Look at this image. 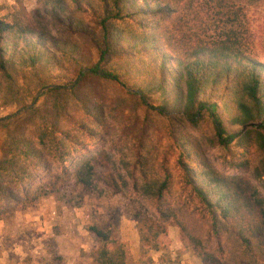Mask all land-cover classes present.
Here are the masks:
<instances>
[{
    "label": "trees",
    "instance_id": "trees-1",
    "mask_svg": "<svg viewBox=\"0 0 264 264\" xmlns=\"http://www.w3.org/2000/svg\"><path fill=\"white\" fill-rule=\"evenodd\" d=\"M262 3L42 0L28 11L16 0L9 20L0 19L1 102L25 106L35 90L53 79L68 78L65 64L77 67L75 77L80 78L71 88L55 86L46 91L49 113H33L34 135L17 138L0 162V220L36 208L42 197L54 193L30 183L19 195L5 182L26 181L28 167L44 161V154L66 159L75 183L86 191L95 188V168L110 164V155L100 149L73 156L71 152L84 142L63 129L61 122L72 123L69 108L77 100L95 125L83 119L75 122L82 134L94 136L96 127H107L101 104L79 94L80 83L96 78L131 89L127 93L143 105L156 99L160 101L152 106L156 112L174 111L176 116L167 125L174 150L168 146L152 152L143 141L136 148L132 193L140 206L143 200L154 208L144 210L145 216L139 210L135 213L142 263L134 262L125 245L94 222L86 227L95 239L88 254L92 264H180L165 253L158 263L145 258L149 251L162 252L169 239L168 223L178 227L181 243L202 263L264 264L263 194L248 177L218 171L183 126L185 122L195 125L207 112L219 143L226 146L236 140L247 150L254 144L263 168L255 165L254 169L258 176L264 175V62L251 53L253 33L246 18L249 7ZM84 14L94 19L96 28ZM49 22L55 25V33ZM77 35L87 37L96 48L92 62L85 60ZM20 73L27 82L18 83ZM224 122L242 131L227 133ZM171 155H175L177 178L169 165ZM119 178L127 187L126 178L121 174ZM105 182L121 191L112 176ZM59 234L53 229L47 239L43 264L63 261L56 240Z\"/></svg>",
    "mask_w": 264,
    "mask_h": 264
},
{
    "label": "rangeland",
    "instance_id": "rangeland-1",
    "mask_svg": "<svg viewBox=\"0 0 264 264\" xmlns=\"http://www.w3.org/2000/svg\"><path fill=\"white\" fill-rule=\"evenodd\" d=\"M20 1L26 10L30 11L42 0ZM15 4L16 0H0V19L9 20ZM246 18L253 33L251 53L256 59L264 62V3L249 7ZM84 19L96 28L95 21L89 14H84ZM48 25L52 28V33H55V25L52 22ZM77 37L81 41L85 60L92 62L97 55L96 48L87 37L83 35ZM63 68L69 74L66 80L49 81V84L35 90V93L26 99V105L23 107L3 104L0 99V162L11 151L12 144L17 138H31L34 135L31 122L33 113H49V96L46 91L55 86L71 88L79 80L80 76L75 77L77 67L65 64ZM17 78L19 84L27 82L24 73H20ZM71 81H73L71 84L63 85V82ZM78 88L80 97H87L96 104H101L103 117L108 125L104 130L96 127L97 133L94 136L82 134L79 131V124L75 122L83 119L87 120L88 125L92 127L95 125L91 123L85 111L76 105L77 100H74L69 108L72 123L62 121L61 125L70 133L77 134L84 144L71 154L90 155L103 149L110 155L111 162L105 167L95 168V188L91 191H86L75 183L68 173L66 159L47 154H44V161L28 167L27 179L31 178L29 183L27 179L5 181L19 195H22L23 188L29 187L30 183L40 185L47 192L54 193L42 197L36 208L17 213V221L10 223L9 230L12 234L15 233L18 244L11 255L4 252L7 258L0 259V264H3V261L4 264H43L41 256L45 252L46 241L53 234V229L60 233L56 240L58 253L63 256V261L57 263L92 264L88 254L95 244V239L87 232L86 227L94 222L109 230L113 238L119 239L134 262L142 263L135 213L139 210L142 212L141 216H145L144 210L151 212L154 208L148 201L141 200L142 206L137 203V196L132 193L130 174L136 169L135 153L139 141L148 142L153 148L152 152L168 146L174 150L168 137L167 125L169 119L176 114L174 111L160 114L152 107L157 106L160 101L149 99L146 105H143L137 98L127 93L132 92L131 89L106 84L96 78H87ZM172 121L175 122L176 118ZM183 126L185 131L199 142L207 159L218 171L248 177L264 196V175L258 176L254 169L255 165L261 169L262 165L259 164L261 154L254 144L247 150L236 140H232L226 146L219 143L212 118L205 111L195 125L185 122ZM223 126L227 133L242 131L240 126H231L226 122ZM174 162L175 155L169 156V165L177 178L179 172ZM119 174L126 178L127 187L122 185ZM109 175L121 188L120 192L107 187L105 179ZM167 232L169 239L162 252L149 251L145 258L150 257L154 263H158L161 254L165 253L178 259L180 264H209L202 263L181 243L176 225L168 223Z\"/></svg>",
    "mask_w": 264,
    "mask_h": 264
},
{
    "label": "crops",
    "instance_id": "crops-1",
    "mask_svg": "<svg viewBox=\"0 0 264 264\" xmlns=\"http://www.w3.org/2000/svg\"><path fill=\"white\" fill-rule=\"evenodd\" d=\"M18 214L16 213L13 217H11L8 220H0V259L7 258V255H11L10 253H14V250L17 246V237L15 236V233H11L9 230L10 223L12 221L16 222V216ZM26 242V241H23ZM5 253H8L5 256ZM5 262L3 261V264Z\"/></svg>",
    "mask_w": 264,
    "mask_h": 264
},
{
    "label": "water",
    "instance_id": "water-1",
    "mask_svg": "<svg viewBox=\"0 0 264 264\" xmlns=\"http://www.w3.org/2000/svg\"><path fill=\"white\" fill-rule=\"evenodd\" d=\"M256 126V125H255ZM245 128V127H244Z\"/></svg>",
    "mask_w": 264,
    "mask_h": 264
}]
</instances>
